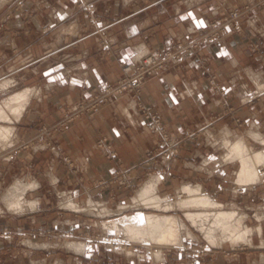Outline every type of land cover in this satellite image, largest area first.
<instances>
[{"label":"crops","instance_id":"1","mask_svg":"<svg viewBox=\"0 0 264 264\" xmlns=\"http://www.w3.org/2000/svg\"><path fill=\"white\" fill-rule=\"evenodd\" d=\"M247 1L87 0L100 16L97 26L107 27L108 46L102 49L86 12L74 0H13L19 4L14 11L13 2L1 0L0 69L17 72L15 87L35 88L25 114L16 123L13 140L17 143L31 136L38 122L54 123L66 107L114 81L120 66L133 62L140 51L171 46L208 20ZM241 23L250 31V39L264 45V7L242 17ZM198 58H205L212 67L222 85V95L209 87L207 74L197 67ZM258 61L259 56L247 48V37L230 35L203 43L197 56L169 65L145 83L142 99L162 115L175 139L184 137L199 122L216 117L211 135L185 141L168 168L155 171L163 176L161 194L170 193L182 183H200L225 205L234 201L243 208L237 198L245 192L233 195V189L226 186L230 176L221 171L229 165L220 162L226 153L221 138L226 134L228 138L243 135L246 142L259 148L249 134L264 133V65ZM234 118L241 119L243 125L233 123ZM146 124L132 99L122 96L90 117L70 124L57 133L55 140L76 160L85 179H107L117 169L132 168L146 151L160 144L157 136L146 130ZM98 133L112 145L111 158L106 157V149L94 145ZM17 181L36 183L20 198L19 213L10 210L4 199ZM87 187V182H77L47 149L22 152L13 163L2 165L0 227L10 224L25 235L13 240L0 237V264H264L262 256H218L201 261L168 252L163 261H158L148 251L126 256L94 246L76 252L63 243L65 237L51 239L35 233L38 228L55 235L68 232L66 239L87 246L81 234L109 233L107 227L120 214L143 210L133 209L132 196L126 189L88 191ZM69 203L80 209L65 207ZM121 207L126 209L121 212Z\"/></svg>","mask_w":264,"mask_h":264},{"label":"rangeland","instance_id":"2","mask_svg":"<svg viewBox=\"0 0 264 264\" xmlns=\"http://www.w3.org/2000/svg\"><path fill=\"white\" fill-rule=\"evenodd\" d=\"M6 1H8L9 3L13 2V0ZM74 2L77 7L86 12L88 24L94 27L92 32H94L98 37V44L102 49H106V47L108 46V33L106 30L107 27H98L96 24L100 20V16L94 12L92 6L87 4V0H74ZM18 6L19 4L13 2V11L14 9L17 10ZM263 7L264 0H250L244 2L237 7L230 8L229 10L221 13L215 18L208 20L204 25L197 28L195 31L188 33L185 37L178 38L171 46L150 51L148 55H145L143 57L142 61L139 59L138 61L134 60L133 62L123 63L120 66V73L114 81H111L97 89L92 90L85 97L66 107V109L62 112L60 118L54 123L46 125L38 122L35 124L36 130L31 136L24 138L17 143H9L5 147H3L2 150H0V168L2 167V165H9L13 163L17 155L22 152H29L31 150H38L40 148H43L47 149V151L51 153V155L53 154L55 159L71 173V175L77 182L83 185L85 182H87V189H89L88 191H104L106 189H108L109 191H113V189L115 188L120 190L126 189L129 191L130 196L133 197L137 189H139L144 181L157 174L155 173L156 170L168 168V166L179 156L185 141H193L200 139L201 137L203 138L205 137V134L211 135L213 133L212 129L214 128V121L216 120L215 116L205 119L195 125L194 129L187 131L184 137H182L181 139H175L172 131H170V129H168L167 125L165 124L162 115L154 109L151 103H147L142 99L145 83L150 78L166 69V67H168L169 65L176 66L190 55L197 56L200 46L203 43L221 41L224 37L230 35L247 37V48L249 52L259 56L258 62L264 65L263 43L253 38L250 39V31H248V29L245 28V26L241 23L242 17L249 15L254 11H259ZM154 55L161 58L160 63L163 59V64L161 63L162 67L158 66V68L153 73L146 75L145 69L152 70L151 63L154 60ZM147 59H149V61ZM197 67L199 70H202V72L204 71V73L207 74V83L209 87H211V89L214 91V93L222 95V85L214 74L212 67L209 66L205 58H198ZM16 73L17 72L15 70L1 71L0 69V83L5 81L4 79L10 78L13 80V82L11 83L12 87L8 88L7 90H2V87L0 86V100L8 97L12 92L25 88L26 85L21 88L13 86L16 82L15 76L18 75ZM124 89L126 90L123 91ZM122 96H129L132 99L140 115L147 123L146 130L156 135L160 144H157L146 151L143 157L135 165H133L132 168L128 167L117 169L112 174V176L107 179L97 177L85 179V174L80 173L79 168L77 167L76 160L70 157L69 154H67L61 147H59V145L56 143L55 136L57 135V133L62 132L64 129H66L70 124H73L74 122L85 117H90L102 106L107 105L112 100L120 98ZM146 108L150 109L149 112L146 110ZM156 120H159L160 122L155 127L154 121ZM232 122L236 123L238 126L243 125V121H241V119L239 118H234ZM158 128H162V132L157 130ZM257 143L258 146H264V144L258 141ZM94 145L97 149H106L107 158H111L114 155V151L111 147L112 145L108 142L107 137L102 135L101 133H98V137L95 138ZM168 154H170L169 157ZM220 162L222 164L226 163L225 155L220 158ZM236 168V165L232 166L229 164L228 166H223L221 171H225V173L223 174L230 176V180H228L230 181V183L226 186L230 190L233 189V195H237V193H242L243 191L245 192V194L242 193V196H239V198L237 199H240L238 202L247 211L243 210V208L240 209L234 201L229 205H234L238 210L246 212L247 224H249V226H255L258 223V218L255 214H257L256 212L260 213L263 220L264 229V182H262L261 184L253 185L252 188L247 187V189L245 190H242L240 188L236 189V182H234L236 180L234 178ZM233 178L235 180H233ZM174 189L172 191H174ZM172 191L170 193L173 194ZM254 192H256L255 195ZM213 196L216 197V195ZM181 213L182 212L179 213V216H182L183 213ZM35 233L39 235H47L51 239L65 237L63 239V243L82 242L69 241L68 239H66L69 236L68 232H65L63 235H55L50 231H44L38 228ZM24 235L25 233L22 230L14 227L13 225L6 224L0 227V237L13 240L14 238L23 237ZM106 235L107 234L105 233H92L88 235L81 234V236L87 240V243L91 245L88 249L94 246H102L108 250H113V248H111V243L108 242V240L104 239ZM198 235L201 237V234ZM103 239L104 241H102ZM259 239V235L258 237H254V244L252 246H239V244L233 246L228 244V246L225 247L218 246L219 248L212 245L210 246L208 242L198 243L196 239H189L190 241H187L184 244H188V247L185 248V250H182V252L179 250H176V252H174V249L169 248H167L166 251H173V253H176L181 257L201 261H210L218 256H221L223 258L236 257L238 255L250 258H256L259 256L264 257V247L261 244V239L260 241ZM66 245L68 246V244ZM143 251H145V249H143Z\"/></svg>","mask_w":264,"mask_h":264},{"label":"bare ground","instance_id":"3","mask_svg":"<svg viewBox=\"0 0 264 264\" xmlns=\"http://www.w3.org/2000/svg\"><path fill=\"white\" fill-rule=\"evenodd\" d=\"M148 53V50L145 49L140 51L135 60L138 61L140 59L142 61L143 57L148 55ZM147 60L149 61V59ZM4 80L0 83L2 90L12 87V79ZM261 88L262 90L264 89L262 86ZM34 90L35 88L25 87L10 93L8 97L0 100V150L9 143L15 142L13 138L14 133H16V122L20 121L22 115L25 114L27 102ZM35 93L37 95V92ZM249 134L253 139L264 144L263 133L251 131ZM226 136L222 137V147L226 150L224 154L226 163L237 167L236 180L234 179V182H236L235 188L245 190L247 187L252 188L253 185L264 182V148L260 146L259 148H254L246 142L243 135H236L234 138ZM162 177L161 174L151 176L144 181L133 195L131 199L133 209L139 208L144 211L140 210L141 212H135L136 214L132 212L129 214L122 213L118 220L113 221L107 227L110 231H106L109 233H106L107 235L104 239L111 243L113 250L115 249V251L122 252L126 256H131L136 252H143V249H145L155 260L159 261L167 257L165 254L170 252L169 250L166 251L167 248L174 249V252L176 250L181 252L185 250L188 244H184L187 241L189 242V239H196L198 243L208 242L210 246L215 245L217 247L224 244L227 246L228 244L233 246L236 244H239V246H252L254 237H258V235L264 247L263 220L260 213L256 212L257 214H255L258 218V223L255 226H249L246 212L238 210L234 205H225L210 194L200 183H182L180 187L178 186L172 191L173 194H161ZM35 184L34 182L22 183L21 181L14 183L4 195L8 208L14 211L22 208L20 198L26 189L34 188ZM34 201L30 202L31 206H33ZM72 206L74 209H80L79 206L72 205V203L65 205L68 208H72ZM125 207L120 208L121 212ZM180 212L183 213H181L183 217L179 216ZM198 234H201V237ZM66 244H68L69 248L78 252H82V249L91 246L88 243L86 246L82 242H67Z\"/></svg>","mask_w":264,"mask_h":264},{"label":"built area","instance_id":"4","mask_svg":"<svg viewBox=\"0 0 264 264\" xmlns=\"http://www.w3.org/2000/svg\"><path fill=\"white\" fill-rule=\"evenodd\" d=\"M157 59H158V63H157ZM160 60H161V58H159V57H157L156 55H154V60H153V62L151 63L152 64V70H149V69H145V73H146V75H148V74H151V73H153L157 68H158V66L159 67H162V64H163V59H162V61H161V63H160ZM156 63V64H155ZM140 68H142V67H140ZM126 89H124L123 91H125ZM122 91V92H123ZM131 92V91H130ZM101 98V97H100ZM101 102V101H100ZM95 104H97V103H95ZM146 110L149 112V108H146ZM160 121L159 120H156V121H154V126L156 127L157 126V124L159 123ZM158 130L159 131H161L162 132V128H158Z\"/></svg>","mask_w":264,"mask_h":264}]
</instances>
